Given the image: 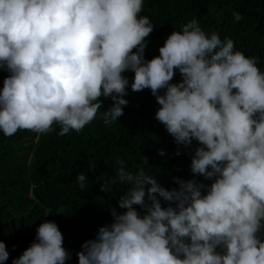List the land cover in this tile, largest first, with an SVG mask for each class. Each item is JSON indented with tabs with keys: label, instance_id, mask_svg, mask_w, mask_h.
<instances>
[{
	"label": "clouds",
	"instance_id": "clouds-1",
	"mask_svg": "<svg viewBox=\"0 0 264 264\" xmlns=\"http://www.w3.org/2000/svg\"><path fill=\"white\" fill-rule=\"evenodd\" d=\"M143 8L144 0H0V69L9 73L0 90V132L47 135L58 125L63 137L98 114L110 126L124 115L129 86L149 89L175 154L197 142L189 152L193 179L173 177L177 187L168 189L117 160L114 177L96 179L104 193L126 186L117 201L125 211L111 208L112 222L81 244L78 264H264L260 57L193 18L147 59L155 26ZM177 71L181 79L173 82ZM127 72L134 73L131 83ZM101 97L112 102L104 111ZM87 180L77 175L80 190ZM63 244L58 225L45 220L12 264H66ZM8 258L0 240V264Z\"/></svg>",
	"mask_w": 264,
	"mask_h": 264
},
{
	"label": "trees",
	"instance_id": "trees-1",
	"mask_svg": "<svg viewBox=\"0 0 264 264\" xmlns=\"http://www.w3.org/2000/svg\"><path fill=\"white\" fill-rule=\"evenodd\" d=\"M234 12L243 19L236 21ZM141 15L149 16L155 26L147 38V59L159 54L158 48L172 31L195 18L206 32L216 31L222 40L231 38L246 56H259L258 67L264 71V0H144ZM7 75L0 69V90ZM124 75L131 83L134 73ZM180 79L177 71L173 82ZM128 93L124 115L110 126L98 114L80 133L63 137L57 135L58 125L47 135L21 130L5 137L0 132V240L9 252L3 264H12L30 246L45 220L54 221L63 234V246L71 256L66 264H78L81 244L94 239L100 226L112 222L111 208L125 211L117 201L126 186L117 184L104 193L102 182L96 179L114 177L119 159L125 161L127 170L143 168L168 189L177 187L173 177L193 179L189 152L197 142L176 155L173 138L154 118L159 105L150 90L132 92L129 86ZM101 99L104 111L112 102ZM161 149L163 156L158 154ZM90 164L95 168L90 169ZM81 172L88 177L84 191L76 181ZM196 179L211 183L203 177Z\"/></svg>",
	"mask_w": 264,
	"mask_h": 264
}]
</instances>
